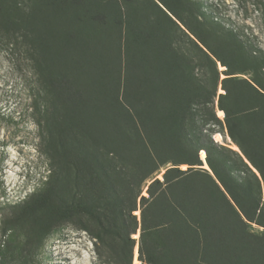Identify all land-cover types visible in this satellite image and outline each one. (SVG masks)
Masks as SVG:
<instances>
[{"label": "rangeland", "instance_id": "obj_1", "mask_svg": "<svg viewBox=\"0 0 264 264\" xmlns=\"http://www.w3.org/2000/svg\"><path fill=\"white\" fill-rule=\"evenodd\" d=\"M184 2L182 11L177 8L182 17L190 22L191 28L228 67L244 71L232 77L250 79L247 66L240 62L241 59L234 58L231 46L217 30H232L240 42L264 51V0ZM155 3L162 8L157 1ZM141 4H135V0L131 4L137 7L132 6L131 10L139 28H147V21L141 23L146 15L153 16L152 21L158 19L163 22L162 15L155 8H143ZM62 9L57 0H0V13L8 22L6 28L13 33L12 36L0 33V264H141L140 197H137L136 209L131 213L138 225L137 231L130 237L134 240L131 251L117 242H107L97 250L95 240L87 232L61 220L60 207L54 200L60 198L63 191L55 188L52 202L48 205L49 211L35 213L36 204L27 206L23 203L30 194L43 188L48 175V157L53 153L57 171L62 176H58L61 179L59 183L64 184L66 178L68 182L74 181L73 166L70 164V169H67L69 163H77L84 171L90 167L89 160L83 158L78 149L113 151L124 158L123 163L128 167H133L127 160L130 149H160L164 158L172 161L189 159L191 148L188 142L203 144L205 135L211 141L215 137L216 141H220L218 145L237 152V147L227 137L224 114L217 109V96L223 93L221 80L226 77V66L210 54V60L204 58L176 32L170 49L165 53L159 56L147 54V57L151 56V66L145 68L136 66L138 54H134L133 48L129 46V56H124L122 47L120 67H113L116 80L109 82L107 77L93 87L91 81H99L101 73L112 68V61L109 55H105L101 65L97 61L101 58L93 53L94 62L78 66L74 72L71 68L69 72L68 58L78 51L76 46L79 41L91 39V34H85L89 22L81 25L80 19L78 24L74 22L75 13L65 14ZM188 13H191L190 17ZM166 23L164 26L167 28ZM177 25L206 52L183 26ZM25 36L28 37L25 39ZM30 37L35 40L34 61L27 59L26 51L32 46ZM143 43L144 40H141L137 48ZM143 48L139 50L143 51ZM125 57H129L127 69H124ZM187 71L188 74L183 75ZM151 79L154 83L150 82ZM215 84L213 104H207L204 93L210 92ZM115 86L123 107L127 106L126 100L129 103L132 101L131 107L137 102L144 105L141 111L125 114L119 108L115 110L110 105ZM129 86L138 93L142 91V94H147L152 88L154 95L165 88L168 98L173 97L172 107H168L169 114L163 113L164 100L160 97L144 95L139 100L136 93L134 98L123 97L122 93ZM178 94L180 99L177 101ZM188 98L192 101L190 108L194 119L190 121V116L186 115L187 121L182 127L178 114H181ZM196 98H199L200 104H193ZM211 112L220 125L212 121L203 124L202 121H207ZM140 136L144 141L140 140ZM75 137H82L86 147L79 145L82 140L74 143ZM197 158L202 163L194 168L212 175L203 150L198 151ZM177 167L179 170L188 168L187 165ZM162 172L163 168L154 177H160ZM148 183L149 180L141 186L140 196H147ZM133 185L132 189L136 191L137 185ZM209 195L211 193L202 185L196 200L206 203ZM173 224L174 221L167 228L169 238L165 236L161 241L172 249L171 254L167 250L173 257L171 261L183 260L176 256L183 245L182 237L178 236L181 231ZM252 231L261 232L262 229L252 225ZM203 260L214 262L217 259L203 257Z\"/></svg>", "mask_w": 264, "mask_h": 264}, {"label": "trees", "instance_id": "obj_2", "mask_svg": "<svg viewBox=\"0 0 264 264\" xmlns=\"http://www.w3.org/2000/svg\"><path fill=\"white\" fill-rule=\"evenodd\" d=\"M133 1L57 0L64 8L62 10L65 14L75 13L74 22L78 23L80 19L81 25L83 22H89L85 34H91V39L79 41L76 46L78 51L73 52V56L68 58L69 72L72 69L74 72L78 66L94 62V55L101 58L97 61L102 65L105 55H109L112 68L103 71L99 81L92 80L91 84L93 87L99 85L107 77L109 82H113L115 79L113 67L114 65L120 67L122 47L124 56H129V46L133 48L134 54H138L136 66L145 68L151 66V56L147 57V54L153 53L159 56L160 53H165L173 41V34L178 32L204 58L210 60V54L226 66L224 74L226 77L221 80L223 93L217 96V109L224 114L223 123L227 137L241 155L214 143L208 135L203 137V144L188 142L191 157L183 161L164 158L160 149H130L127 160H130L128 164L133 167L124 165V158H120V155L113 151L78 149L83 158L89 160L90 167L84 171L77 163H69L67 169H70V164L71 167L73 166L74 181L68 182L66 178L64 184L65 182L67 184L64 185L59 183L61 179L58 176L61 178L62 176L61 172L57 171V160L53 153L48 157L50 161L47 164L48 175L43 188L39 192L30 194L23 204L27 206L36 204L35 213L49 211L48 205L52 202L51 197L55 193L53 192L55 188L59 192L63 191V195L54 200L60 207L61 220L69 224L73 223L78 229L87 232L95 240L96 249L106 245L107 242H117L131 251L134 240L130 237L138 229L135 217L131 213L136 209L137 197H140L139 261L141 264H264V51L253 49L240 42L232 30L219 28L217 30L219 36L231 46L234 58L241 59L240 62L247 66L246 70L250 74V79L247 80L232 77L244 71L228 67L191 28L190 22L188 20L187 22L178 11V8L180 11L183 10L184 0H155L163 9L153 0H135V4L142 3L143 8H155L162 15V23L158 19L152 21L153 16L150 15L141 19V23L147 21V28L143 26L139 28L140 25L137 26V22L133 20V10H131L134 7L131 5ZM190 15L191 13L188 17ZM165 22L167 28L166 25L164 26ZM176 23L183 26L206 49V52ZM7 24V20L0 13V33L12 36L13 33L11 34L6 28ZM27 37L25 36V39ZM22 38L24 39L23 36ZM141 40H144L141 46L145 47L143 51L139 50L141 47L137 48ZM29 41L32 46L28 52L26 51L27 59L34 61L35 40L30 37ZM128 58L124 61V69L128 67ZM187 74L188 71L183 75ZM153 75H156V72H153ZM152 81L154 83L151 79L150 82ZM216 86L217 84L210 92L204 93L207 104H213ZM151 89L147 94H142V91L138 93L129 86L122 96L134 98L136 93L135 96L139 100L144 95L150 98L160 97L164 100L163 113L170 112L168 107H172L173 97L168 98L165 88L160 89L163 93L156 92L155 95ZM112 97L110 105L115 110L119 108V111L125 114H135L144 107L137 102L131 107L132 101L129 103L126 100L127 106L124 107L127 109L124 108L119 102L118 87ZM179 99L178 94L176 100ZM186 101L187 103L181 108V114H178L179 124L182 127L187 121L186 115L190 116V121L194 119L190 108L192 101L190 98ZM200 102L199 98H196L193 104ZM208 121L221 124L212 112L207 121L202 122L208 124ZM142 136L139 138L144 141ZM80 140L83 142L79 145L86 147L82 137H75L73 142L79 143ZM200 150L205 153V162L212 175L205 170L194 168L201 166L202 162L197 158ZM168 163L171 165L167 167ZM179 165H187L188 168L179 170L177 167ZM162 168V179L159 180L154 175H158ZM147 180H149L146 187L147 196H140L141 186ZM133 184L137 185L136 191L132 189ZM202 185L211 193L205 199L206 203L196 200ZM214 218L215 220L210 222ZM173 221L175 223L173 226L181 231L178 236L182 237L183 242L176 256L179 255L178 257L183 260L171 261L172 249H168L161 241L163 237H168L167 231ZM252 225L262 231H252ZM167 250H170V254ZM203 257H215L217 260L206 262Z\"/></svg>", "mask_w": 264, "mask_h": 264}, {"label": "built area", "instance_id": "obj_3", "mask_svg": "<svg viewBox=\"0 0 264 264\" xmlns=\"http://www.w3.org/2000/svg\"><path fill=\"white\" fill-rule=\"evenodd\" d=\"M213 141H214V143H216V144H220V141H216V140H215V137H214Z\"/></svg>", "mask_w": 264, "mask_h": 264}, {"label": "water", "instance_id": "obj_4", "mask_svg": "<svg viewBox=\"0 0 264 264\" xmlns=\"http://www.w3.org/2000/svg\"><path fill=\"white\" fill-rule=\"evenodd\" d=\"M238 153H239V151H237ZM241 155V154H240ZM246 163H247V161L246 160H244ZM162 174H163V172L161 173V176H162ZM161 176L160 177H157V179H159L160 178V180H161Z\"/></svg>", "mask_w": 264, "mask_h": 264}]
</instances>
